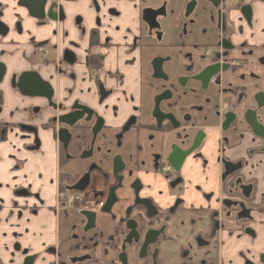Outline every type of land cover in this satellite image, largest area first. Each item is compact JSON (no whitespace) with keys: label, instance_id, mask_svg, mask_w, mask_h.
Here are the masks:
<instances>
[{"label":"flooded vegetation","instance_id":"1","mask_svg":"<svg viewBox=\"0 0 264 264\" xmlns=\"http://www.w3.org/2000/svg\"><path fill=\"white\" fill-rule=\"evenodd\" d=\"M119 1L120 5L123 1L136 4V27L125 26L126 21L108 0H92L97 15L92 26L86 24L79 0L23 3L28 16L41 18L36 25L53 23V42L46 39L34 47L52 62L57 82L75 81L83 72L96 87L98 98L96 106L78 99L67 106L50 96L45 106L52 111L42 128L56 130L61 139L55 161L53 212L60 232L66 227L69 235L33 252L23 244L21 232L1 233L0 264H264V206L246 204L252 188L242 175L254 152L262 154L259 160H264V0H166L144 10L140 7L144 0H115ZM2 5L0 2V14ZM147 9L157 13L150 24L142 19ZM70 10L77 12L69 18ZM169 12L175 13L173 20L178 23L168 29L178 35L163 42L161 21ZM20 25L21 21L15 22L17 32ZM1 26L4 32L0 37L6 38L9 27ZM128 28L133 31L131 38ZM128 37L129 42H125ZM3 52L0 50V84L23 92L21 79L28 77L32 79L29 84L41 85L34 72L21 76L9 70L1 59ZM112 99L117 100V106L112 105V109L117 107V117L108 121L99 111ZM30 109L36 114L41 108ZM58 118L60 123L52 121ZM5 126L0 129V144L7 133ZM31 126L20 125L34 134ZM206 126H217L212 137L216 136L218 146H222L221 153L226 147L241 145L240 137L252 127L261 135H252L258 147L249 148L246 158L230 162L219 156L216 146L215 161L200 160L199 148L210 136ZM24 136L18 140L23 141ZM81 152L87 156L84 161L78 157ZM1 153L0 148V157ZM71 153L77 156L73 158ZM169 159L175 160L179 170L170 165L172 175L163 188L151 178L156 172L167 177L162 168ZM82 162L85 166L74 177L65 172L66 163L75 171ZM206 166L210 170L207 175ZM216 168L221 170H213ZM126 178L130 198L125 204L117 193L120 190L123 194ZM215 189L220 204L211 213L207 232L205 228L194 238L185 239L182 236L192 227L195 231L196 222L184 224L181 219L182 225H177L180 220H172L162 208L202 212L199 199L212 205ZM17 192L31 196L27 188L18 187ZM118 202L120 229L118 236L109 240L113 254L109 256L105 247L96 248L97 217L91 222L80 212L93 211L96 216ZM73 210L84 218L82 224H68ZM167 224L175 231L169 238L163 232ZM219 247H229V255H220Z\"/></svg>","mask_w":264,"mask_h":264},{"label":"crops","instance_id":"2","mask_svg":"<svg viewBox=\"0 0 264 264\" xmlns=\"http://www.w3.org/2000/svg\"><path fill=\"white\" fill-rule=\"evenodd\" d=\"M98 1L100 2V0ZM108 1L120 12V17L124 20V23L126 21L125 26H137L139 11L134 2L126 3L123 1L120 5V1ZM0 2L3 4L0 14V21L2 22H0V34L4 32V27L1 25L9 27V33L6 38L0 37V50L4 51L1 59L8 63L9 70L16 72V75H21V73L29 71L36 73L42 85L29 84L32 79L28 77L22 78L23 80L21 79L24 85L23 92L18 87L10 88L6 83L0 84V129L3 128L4 125L8 127L5 140L0 144L2 150L0 157V207L3 206V210L0 211V234L19 231L23 234V244L33 252H38L42 251L45 245L53 244L60 236L67 238L69 235L66 227L63 228V233L60 232V228L57 226L58 220L56 213L55 211L53 212L57 187V169L55 161L58 156L59 141L61 139L59 136H56V130H45L44 127L42 128L52 111L50 108L47 109L45 107L47 105V98L52 96V101L56 103L63 101L67 106L75 99L88 105L96 106L98 93L94 84L87 81L83 72L78 74L75 81L70 79L62 80L60 85L55 78L52 62L41 57L38 50L34 47V45L36 46L46 39H51L50 41L53 42V36L50 34L53 23L43 26L36 25V22L41 19L26 14L27 10L23 5V3H27L25 0H0ZM18 2H20V6L17 5ZM79 3L81 9L86 13V24L92 26L93 19L97 16L92 7V0H79ZM6 4H8V6H6ZM76 12L77 10L68 11L69 18ZM17 13L19 17L16 16ZM103 13L102 10L101 15H103ZM156 17L157 15L153 16V14L149 12L147 15V19L149 20L148 24L155 21ZM105 18L108 20L107 16H105ZM142 19L145 20L144 11ZM16 21H21L19 32H17L14 27ZM113 25H119V23L113 22ZM67 26H69V23ZM113 37L115 41H118V35L115 34ZM29 40H33V44H31ZM124 40L125 42H129V37ZM25 83L27 84L25 85ZM25 89L30 92L27 93ZM69 90L73 91L69 93ZM112 105L117 106L116 99L107 102L103 109L99 111L103 112V115L108 121H112L113 118L117 117V107H113V110ZM34 106L41 108L39 113L31 114L30 108ZM125 113L126 111L120 115V122L124 119ZM146 114H144V116ZM116 121L119 122V118H116ZM24 124L32 125L31 128L36 130L35 133L32 134L29 129L22 130L20 125ZM206 127V131L210 136L206 137V140L201 144L199 153H201L202 156L200 160L210 159L209 162L211 163L215 161L214 157L217 153V148L212 136L215 130L218 131V128H216L217 126ZM11 128L12 130H10ZM23 134L25 135L23 138L24 140L19 141L18 139H20V136ZM252 135L256 137L261 136L256 134L255 128L252 127L250 132L244 133L243 136L240 137L242 138L241 145L235 146L234 144L232 148L226 147L223 153H221L222 146H218L217 143L220 151H218L219 156H222L230 162L246 158V153L249 148L253 149L258 147V145L253 142L256 140H253ZM35 138H38L39 142ZM224 154L225 156H223ZM208 155H210L211 158L208 157ZM75 156L73 158H75ZM260 156H262V154L259 155L254 152V154L248 158V169H243L242 173L244 182L250 183V189L252 188V195L250 199L246 200V204L254 208L264 206V160L260 161ZM78 157L81 159L80 161H84L87 158L85 154L83 155V152H81ZM172 161L176 164L175 160ZM84 166L85 162H82L79 164V168L74 171L71 163H66L65 172L77 175L78 172L82 170L80 168ZM177 170H179L178 167ZM213 170L219 171L221 168ZM151 179L153 183L155 182V185H158L156 175ZM76 180L79 181L78 178ZM128 182L126 178L123 185V194L120 195V190L117 193L118 198L121 196V201L125 204L130 198ZM63 183L64 182H62V184ZM72 184H74V182L67 183L69 186ZM18 187L31 190V196L18 193ZM204 191L206 190L204 189ZM199 201L203 204L202 212L192 208H181L175 212L171 209L162 208L163 212L171 215L170 217L172 220H180L177 225H182L181 219H183L184 224H190L192 221L191 224L196 222L197 227L195 231L192 227V229L188 230L186 235L182 236L185 239L187 237L194 238L196 234H201V230H205V228L207 232L211 222V213L217 209L216 205L220 204L216 189L213 199L211 200L212 205L209 203L207 204L208 201L204 198L199 199ZM15 204L20 205V208L16 207ZM111 205L110 203L109 207ZM34 209L36 212L33 211ZM119 216L120 202L113 208H110V211L102 210L101 213L97 212L95 216L97 217V224L95 223L97 229L94 231L99 241L96 248L105 247L109 256L113 255L109 248V240L115 239V237L118 236L117 230L120 229V225L117 223ZM153 216L154 214L149 218ZM69 217H71V220H68V224L74 225L82 224L84 218H86L85 216L83 218L77 215L76 210L71 211V215H69L68 218ZM4 219H7V222H5ZM19 219L20 221H18ZM59 222H62V220L60 219ZM19 224H21L20 227L18 226ZM94 231L89 233V235H92ZM163 232L164 235L169 238V236H172L175 232L174 227L171 224H167V228H165ZM79 236H81L80 233ZM92 237L95 239V236ZM219 248L222 249H217L220 255L224 253L229 255V247Z\"/></svg>","mask_w":264,"mask_h":264},{"label":"rangeland","instance_id":"3","mask_svg":"<svg viewBox=\"0 0 264 264\" xmlns=\"http://www.w3.org/2000/svg\"><path fill=\"white\" fill-rule=\"evenodd\" d=\"M150 1L151 0H144L145 4H141V6H140L141 10H144V7L156 8L159 4H161L162 2H164L166 0H152L151 3H150ZM174 17H175V13L174 12L173 13L169 12L167 19L161 21V26L164 29L163 42L175 40V38L178 35L177 32H175V31L174 32H170L169 29H168V28L172 29V26H175V24L178 23V22H174V20H173ZM128 30H129L130 38H131L133 31L131 32V30L129 28H128ZM214 143L217 146L218 141L215 138H214ZM205 168H206L205 175H207V174H209L210 170H209L208 166H206ZM191 172H192V170H191ZM205 175H203V176H205ZM156 177H157L156 180L158 181V186L163 187V188H167L168 184H167L166 174H163L161 172H157L156 173ZM187 177H188V174H187Z\"/></svg>","mask_w":264,"mask_h":264},{"label":"water","instance_id":"4","mask_svg":"<svg viewBox=\"0 0 264 264\" xmlns=\"http://www.w3.org/2000/svg\"><path fill=\"white\" fill-rule=\"evenodd\" d=\"M149 12H150L151 14H153V16H156V15H157L156 11H152L151 9L145 10V11H144V18H145V21H146V22L149 21V20L147 19V15H148ZM38 18H39V17H38ZM40 19H41V18H40ZM47 19L50 20L49 18H47ZM52 121H55V122L60 123L59 118H58V120H56V119H52ZM68 125H69V126H73V123L70 122ZM64 148H65V147H64ZM188 153H189V152H188ZM169 164L172 166L173 169L177 170L176 164H175L172 160H169ZM80 214L83 215V216H85L86 218H88L89 221H91V222H92V220L95 219V213H93V211H84V210H83V211L80 212ZM88 215H90V217H88Z\"/></svg>","mask_w":264,"mask_h":264},{"label":"built area","instance_id":"5","mask_svg":"<svg viewBox=\"0 0 264 264\" xmlns=\"http://www.w3.org/2000/svg\"><path fill=\"white\" fill-rule=\"evenodd\" d=\"M162 170L168 173V180H169L171 178V172L169 166H164Z\"/></svg>","mask_w":264,"mask_h":264}]
</instances>
